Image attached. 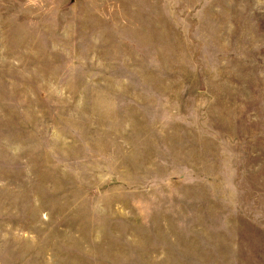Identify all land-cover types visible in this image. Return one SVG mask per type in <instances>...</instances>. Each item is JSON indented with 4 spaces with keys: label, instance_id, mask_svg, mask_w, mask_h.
Listing matches in <instances>:
<instances>
[{
    "label": "rangeland",
    "instance_id": "374dc122",
    "mask_svg": "<svg viewBox=\"0 0 264 264\" xmlns=\"http://www.w3.org/2000/svg\"><path fill=\"white\" fill-rule=\"evenodd\" d=\"M0 264H264V0H0Z\"/></svg>",
    "mask_w": 264,
    "mask_h": 264
}]
</instances>
